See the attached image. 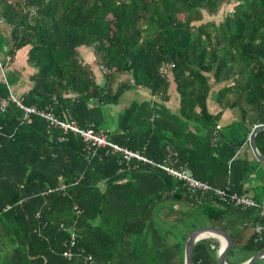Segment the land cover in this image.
<instances>
[{"label": "trees", "instance_id": "obj_1", "mask_svg": "<svg viewBox=\"0 0 264 264\" xmlns=\"http://www.w3.org/2000/svg\"><path fill=\"white\" fill-rule=\"evenodd\" d=\"M0 20L10 28V59L28 47L27 63L36 69L24 104L51 106L55 116L102 129L112 143L154 162L170 148L173 166L186 164L199 180L246 193L241 181L261 162L237 152L252 127L264 124V0H0ZM82 47H91L103 84ZM171 86L178 112L166 106ZM131 87L151 97L132 100L108 129L104 108ZM7 94L0 81V97ZM208 100L221 109L211 112ZM225 109L238 117L221 125ZM22 113L11 101L0 111V264H183L186 235L206 225L231 236L229 264L264 249V236L242 235L246 224L264 233L258 207L238 210L210 195L196 205L160 167L126 161L109 146L87 157L78 134L59 141L60 128L36 114L21 122ZM255 143L264 155V130ZM252 197L264 203V184ZM158 221L180 231L165 234ZM219 250L215 237L196 241L192 264H217Z\"/></svg>", "mask_w": 264, "mask_h": 264}, {"label": "built area", "instance_id": "obj_2", "mask_svg": "<svg viewBox=\"0 0 264 264\" xmlns=\"http://www.w3.org/2000/svg\"><path fill=\"white\" fill-rule=\"evenodd\" d=\"M33 13H35V10L31 9L30 14ZM1 22L3 21L0 20V23ZM10 61L11 59L8 55L6 56L5 62L0 59V81L4 82L8 88V94L6 96L0 97L1 112L6 110L9 102L11 101L14 102L23 112L21 122L27 120L30 114H36L48 121V127L53 126L60 128L62 130V135L58 137L59 141H64L66 139L65 135L69 132L78 134L84 142L83 151L85 152L87 157L96 155V148L109 146L112 148L110 150L111 152H122L126 161L130 160L131 158H135L136 160L158 166L182 182L183 186L185 187V191L188 193V196L192 198V201L196 205L202 203L206 199V195H210L211 197H216L219 202L221 201L229 204L234 209L245 210L249 207H258L259 214L261 216H264V203L258 204L252 196L246 193L229 192L227 188L214 187L205 181L199 180L194 177L191 169L186 164L178 168L171 165V163H167V160H164L161 163L154 162L153 160L147 158L137 151H132L115 143H112L108 139L107 134L102 129L95 130L92 127L82 128L69 115H66L65 118H59L55 116L51 111V106L38 107L35 104H24L22 102L21 96H17L13 91H11L9 84L7 83L4 69L5 64L10 63ZM99 68L102 72H104L103 68ZM166 68H168V65L162 66L161 70ZM167 155L168 158H170V156L175 155V152L169 148ZM65 186L66 184L62 183L58 187L48 189L47 192L55 190L57 188L63 189L65 188ZM8 207L9 206L5 207L4 209H7ZM73 209L77 214L82 210L79 206H77V204L73 205ZM62 226L63 225L61 224V227ZM253 228L254 232L257 233V236H259V238H262L264 236L263 227L260 224L253 225ZM69 232L70 241L68 240L65 242V250L63 251V256H65L67 259H70L73 256L71 246L75 238V231L70 228ZM85 261H91V256L88 255Z\"/></svg>", "mask_w": 264, "mask_h": 264}, {"label": "crops", "instance_id": "obj_3", "mask_svg": "<svg viewBox=\"0 0 264 264\" xmlns=\"http://www.w3.org/2000/svg\"><path fill=\"white\" fill-rule=\"evenodd\" d=\"M0 59L5 62L6 56L8 55L7 51L9 50V48L11 47V40H10V28L9 26L6 25L5 22H1L0 23ZM25 49L23 50V52H21L19 49L16 51L13 59L10 61V63L5 64V68H7L10 74V80H14L16 79L17 81L14 82L13 84L9 85L10 89H12L11 91H13L17 96H21L24 93H26L32 86V81H31V75L36 71V69L32 66H30L27 63V50L28 47H24ZM84 60L87 62H95L94 63H89L92 67L93 72L95 73V77H96V81L99 84H103L104 79L103 76L100 75V73L98 72V68L96 67V61L95 58L93 56V54L88 53H84L83 54ZM134 89V90H132ZM130 88L126 91H130L126 94V101L127 103L124 104L123 106L125 107L127 104H129L132 100H144L145 98L151 97V94L149 93L148 90H145L144 88ZM170 93V98L169 100L166 102V106L169 108V110L171 112H178L181 109V105L178 102V96L176 94V91L174 89V87L170 88L169 92ZM118 104V103H117ZM215 104H209V109L210 107H212ZM110 107L112 108L113 105H106V107ZM123 107V108H124ZM121 108V106H120ZM110 109L111 112V117L115 114H117L118 112H120L123 108L121 109ZM219 109H216L215 107H213V110H211V112H217L219 111ZM233 110H224L223 111V116L220 120V124H227L229 123L231 120L235 119L238 117V113L235 110V112H233V116L230 117V114L232 113ZM108 129H112L114 127V124H112V122H109ZM243 152L247 153L248 158L254 157L249 149L248 146V140H247V145H245L244 147H242L237 153L239 155H241ZM176 154V153H175ZM175 156V155H172ZM167 160V163H171V165L173 164L174 160L171 158H167L165 159ZM242 184L245 186V188L247 189L246 194H248V191L252 188L253 185L256 184H264V163H259L256 165L254 171H252L249 174H246V176L244 177V179L241 181ZM249 195V194H248ZM252 196V195H250ZM178 206H180V204H178ZM168 208V207H167ZM171 208V206H170ZM161 214V213H160ZM160 225H164L163 223H161ZM245 225V224H244ZM159 227V226H158ZM161 229V227H160ZM159 229V230H160ZM162 230V229H161ZM254 231V228L252 226V224L248 225L246 224L245 226H243L242 229V235H244V238L249 237L250 234H252V232ZM164 232L165 234L168 233V230L165 231H161ZM220 241V240H219ZM220 247H221V242H220ZM219 253V251H218ZM253 255V254H252ZM218 256V254H217ZM228 257V256H227Z\"/></svg>", "mask_w": 264, "mask_h": 264}, {"label": "water", "instance_id": "obj_4", "mask_svg": "<svg viewBox=\"0 0 264 264\" xmlns=\"http://www.w3.org/2000/svg\"><path fill=\"white\" fill-rule=\"evenodd\" d=\"M260 130H264L263 123L255 124L252 127V130L248 135V146L254 158L257 161L264 163V155H262L259 152L256 146V143H255V135ZM205 233H206L205 236L212 235L220 239L221 247H220V250L217 256L216 263L217 264H229L227 262V256H228L230 249L233 246V240L231 236L229 235V233H227L225 230H223L222 228L218 226H211V225L197 227L191 230L186 235V238L184 241V248H183V264H192L194 245L196 241H198L200 238L205 237V236H202ZM262 258H264V249L258 250L253 255H251L249 258L237 264H254L256 261Z\"/></svg>", "mask_w": 264, "mask_h": 264}, {"label": "rangeland", "instance_id": "obj_5", "mask_svg": "<svg viewBox=\"0 0 264 264\" xmlns=\"http://www.w3.org/2000/svg\"><path fill=\"white\" fill-rule=\"evenodd\" d=\"M222 12L221 13H218L216 16H211V17H209V18H215V19H220L221 17H222ZM0 38H1V36H0ZM0 44H1V41H0ZM22 50H20L21 52H23V50L25 49V48H21ZM88 51H89V53H91L92 54V49H91V47L89 48V47H82L81 48V54L83 55L84 53H88ZM94 55V54H93ZM90 64L91 63H94L95 64V62H89ZM92 65V64H91ZM4 72H5V75L7 76V78L9 79V81H8V83H9V85H11V84H13L14 82H16L17 80L16 79H12V80H10V74H9V72L10 71H8L7 70V68H5L4 69ZM119 78H125L126 77V75H120V76H118ZM115 85V84H114ZM113 85V86H114ZM219 87V84H216L215 86H213L212 87V90H211V93H210V96L214 99V97H215V93H216V90H217V88ZM131 89H132V87H131ZM12 90V89H11ZM132 90H134V89H132ZM128 92H130V91H125L121 96H120V98H119V101H118V104H115V105H113L112 106V108H110V107H105L104 108V111H105V113L107 114V117H108V120L107 121H109L110 122V118H111V112H110V109H119L120 108V106H121V108H123L124 106V104H126L127 103V101H126V94L128 93ZM210 97V98H211ZM213 99H211L212 101H213ZM211 100H208V103L209 104H215V105H213L212 107H210V110H213V107H215L216 109H221V107H220V105L219 104H216V103H212V101ZM120 108V109H121ZM233 112H235V110H233L232 111V113L230 114V117H232L234 114H233ZM261 186H262V184L260 183V184H256V185H253L252 186V188L248 191V194L249 195H253L254 193H256V192H258L259 191V189H261ZM170 205V204H169ZM172 205V204H171ZM170 205V206H171ZM156 217H158V216H156ZM194 221V223L195 224H197V225H200L201 223H203V220L199 217V216H196V218L193 220ZM159 222V221H158ZM190 222H192V220H190ZM190 222H188V223H190ZM162 223V221L161 222H159L156 226H159V228L161 227V229H162V231H164V230H166V229H168V230H170L171 231V235L174 237V232H177V231H180V228L179 227H177V226H174V225H172L170 222H167V224H165V225H160ZM260 260V259H259ZM259 260L258 261H256V262H259ZM255 262V263H256ZM254 263V264H255ZM264 264V262H263V260H261L260 261V263L259 264ZM258 264V263H257Z\"/></svg>", "mask_w": 264, "mask_h": 264}, {"label": "clouds", "instance_id": "obj_6", "mask_svg": "<svg viewBox=\"0 0 264 264\" xmlns=\"http://www.w3.org/2000/svg\"><path fill=\"white\" fill-rule=\"evenodd\" d=\"M3 22H4V21H3ZM3 22H2V23H3ZM212 237H215V238H217L218 240H220L218 237H216V236H212V235L202 237V238H200L199 240H201V239H209V238H212Z\"/></svg>", "mask_w": 264, "mask_h": 264}, {"label": "bare ground", "instance_id": "obj_7", "mask_svg": "<svg viewBox=\"0 0 264 264\" xmlns=\"http://www.w3.org/2000/svg\"><path fill=\"white\" fill-rule=\"evenodd\" d=\"M208 234V233H207ZM206 235V233L205 234H203L202 236H205ZM217 242V241H216ZM212 248V247H211Z\"/></svg>", "mask_w": 264, "mask_h": 264}]
</instances>
